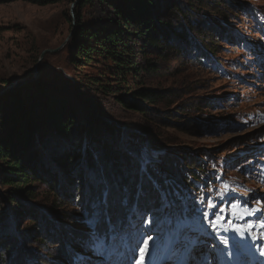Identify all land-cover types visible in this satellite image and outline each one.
Wrapping results in <instances>:
<instances>
[{
    "label": "rangeland",
    "instance_id": "374dc122",
    "mask_svg": "<svg viewBox=\"0 0 264 264\" xmlns=\"http://www.w3.org/2000/svg\"><path fill=\"white\" fill-rule=\"evenodd\" d=\"M78 2L59 0L38 4L17 0L0 3V102L8 92L31 81L60 87L72 85L79 99L75 101L76 105H81L76 107L77 122L93 126L99 120L108 123L117 120L125 126L122 129L130 133L127 138L139 143L137 153L119 159L123 162L120 170L129 182L137 180L136 169L139 168L136 163L139 167L140 163L151 158L149 165L155 169L154 178L161 177L168 185L179 177L183 180L182 176L187 172L184 159L187 156L198 158L207 175L216 180L208 187L198 183L201 194L182 192L184 207L189 204L188 200H195L198 204L199 216L191 221V210L189 214L178 213L179 204L174 202L173 191L167 193L168 185L157 183L156 192L147 189L151 181L148 175L140 186L143 192L146 191V196L134 204L137 216L127 236L113 248L103 241L83 244L78 250L80 259L86 264H136L141 257L143 264H264V255H261L264 251V228L259 226L264 213L258 211V205L264 207V0L196 2L205 11L190 14L187 9L182 19L192 47L186 49L181 45L182 41L179 42V47L175 48L177 54L173 51L163 58L158 74L139 77L130 73L124 74V78L123 75L119 78L113 75V62L106 56L93 52V59L83 64V58L76 57V53L79 44L87 41L94 45L96 42L84 34L82 27L111 29L120 26L134 31V24L125 25L110 0ZM212 11L214 17L210 16ZM217 24L221 25L223 34ZM174 26L181 29L176 23ZM210 41L218 45L214 46ZM199 45L206 46L207 50L213 49L216 57L202 56ZM134 47L136 60L140 62L142 54H147V47L141 41L134 43ZM93 80H100L106 87L93 86L94 91L86 89ZM115 81L117 85H109ZM131 85L153 86L163 92V98L152 104L155 111L150 116L123 108L115 100V94L129 92L125 86ZM70 98L74 96L68 95ZM85 107H90L91 120H86ZM95 129L101 139L111 143V149L121 156L124 148L116 143L114 135L110 136L99 127ZM77 132L74 130L61 143L60 150L75 147L84 151L88 145L87 136L85 132L76 136ZM56 136L51 130L45 135L40 134L43 144L50 142L47 149L43 146V161L48 168L45 171H50L44 173L49 176L59 171L51 158L59 150L61 140ZM142 136L145 138L143 141ZM125 153L129 154L127 150ZM171 160L172 164H169ZM164 164L176 168V175H168ZM108 166L112 167V164L108 163ZM98 175L88 170L85 176L88 183L78 189L77 178L76 185L69 186L58 174L60 179L55 190L46 194L43 193V183H35L36 196L26 204L35 203L41 222L24 211L18 217L11 213L8 219L0 221L1 241L14 238L11 239L14 243L12 253L18 250L20 256L28 254L39 262L40 257L33 255L35 249L41 258L59 253L54 249L57 246L55 237L61 240L63 237L61 226L77 229L82 232L79 236L91 234L96 221L86 217L81 205L87 199L92 200L89 196L94 190L93 183L98 186L95 193L105 186L108 188L109 195H112L110 213H113L119 206L117 188L122 181L117 176L108 183ZM206 179V175L201 176L202 182ZM73 192L77 203L66 201ZM49 195L52 201L57 202L56 206L45 200ZM157 197L162 200L159 210L164 213L168 210L165 206L169 207V203L174 202L177 219L170 223L169 216L165 214L163 223L150 232V212L158 209L154 203ZM39 205L56 214L52 215ZM4 207L1 204L0 210ZM45 215L47 223L43 221ZM249 223L256 225L250 231ZM34 236L40 238L38 242H34ZM111 237L108 235V239ZM145 240L147 251L141 253ZM224 240L227 243H223ZM1 249L4 248L0 247V252ZM3 262L13 264L9 253ZM27 262L23 261V264Z\"/></svg>",
    "mask_w": 264,
    "mask_h": 264
},
{
    "label": "trees",
    "instance_id": "16d2710c",
    "mask_svg": "<svg viewBox=\"0 0 264 264\" xmlns=\"http://www.w3.org/2000/svg\"><path fill=\"white\" fill-rule=\"evenodd\" d=\"M17 0H0V3H7ZM33 3H52L59 0H26ZM89 0H79V3H85ZM108 1V0H103ZM116 7L118 16L124 20L125 25L134 24V31H127V28L116 26L109 29L108 27L98 26L95 29L91 27H82L84 34L90 35L96 41L94 45H90L87 41L79 44L76 57L83 58V64H87L93 59L92 53L96 52L98 56H106L113 62V68L115 77L119 78L120 75L133 73L136 76L141 77L142 74L150 75L156 74L161 67L159 66L163 58H167L173 51L177 54L176 47H179V42L184 48L189 49L192 41L188 40L186 34V26L182 23V19L185 17L186 10L190 14L203 13L204 7L201 6L202 0H110ZM169 2V3H166ZM199 2V3H196ZM215 11V10H214ZM214 11H212L211 17H214ZM181 27H175L174 24ZM79 24V20H77ZM219 32L224 33L220 24H217ZM81 34V33H80ZM177 40V41H176ZM141 41L145 43L147 47L146 56L144 53L141 56V61L136 60V53L134 43ZM132 42L133 44H129ZM195 43V42H193ZM214 46V42L210 41ZM195 43V47H196ZM202 49L197 47L200 54H203L205 58L216 57L214 50H207L206 46L199 45ZM101 49V50H100ZM153 56H149V54ZM212 56V57H211ZM158 74V73H157ZM91 86H87L86 89L94 91V87L104 88L106 84L100 80H93ZM115 81L109 85H117ZM157 87L153 86H125V89L129 92H120V94H113L115 100L123 108L132 109L141 113L142 115L150 116L151 112L155 111L152 104L160 101L161 89L157 90ZM69 91V93H66ZM107 91L111 94V88L108 87ZM76 89L72 85L59 86L47 82L31 81L24 83L23 85L8 92L7 96L0 102V205L3 204V209L0 210V221L8 219L10 216H22V211L27 212L28 215L34 217L33 219L39 220L37 206L35 203L26 204L29 199H33L36 196L35 183L42 182L45 189L43 193L46 194L49 191L55 190L57 182H59L60 174L64 182L76 185V178L79 181L77 188L81 189L88 183L85 180V176L88 174V170H92L94 174H99L98 177L104 181H109L118 176L121 179L120 186L117 188L119 206L116 212L110 213L109 203L112 195H109L108 188L105 186L102 191L95 193V188L98 187L93 183L94 190L90 193L91 201L81 205V210L86 211V217L88 219L95 220V230L91 234L79 236L82 232L77 229L71 228L68 230V226H61L63 231L62 240L57 236L55 237V243H57L54 250H59V253L47 256V258H41L37 250L33 251V255H38L40 261L36 262L32 256L25 254L20 256V252L14 249L13 242L10 237L1 241L0 238V264H4L6 260V254L9 253L13 264H23V261L27 264H86L80 259L79 248L83 244H90L99 241L105 242L110 248L116 247L122 237H126L130 232L134 220L137 216L134 204L141 202L145 192L141 190L143 179L150 175L151 181L147 189L156 192L155 185L162 183L167 186L168 183L162 181L161 177H155V169L153 165H149V161L140 163L139 167L136 163L137 180L131 181L124 178L123 172L120 170L122 160L126 156H131L133 153L139 151V143L127 138L129 132L125 131L122 124L117 120L113 123L105 121H97L92 126H88L85 123L77 122L76 105L75 101H78L76 95ZM68 95H73L74 98L68 99ZM86 109V120L92 118V112L90 107ZM176 113V112H174ZM94 117V116H93ZM98 119V118H96ZM91 120V119H90ZM94 120V119H93ZM117 123V125L115 124ZM95 127L102 128L107 131L109 135L115 137L116 143L124 148L121 156L118 152L112 150L110 145L101 139V135H98ZM134 128L132 126H126ZM48 130V131H47ZM53 131L55 136L60 139L59 149L52 155L53 162L59 167L57 173H53L50 176L46 175L45 169H48L43 161L45 156L44 147L47 149L50 145L43 144L40 134L45 135ZM77 132V135L83 134L88 139V145H85L84 151H78L75 147L66 148L60 150L61 143L67 140L73 134V131ZM77 130V131H76ZM143 132L140 129H137ZM145 133V132H144ZM146 134V133H145ZM143 135V134H142ZM122 138L125 139L124 143ZM143 136L141 141H143ZM91 144V145H90ZM44 146V147H43ZM129 152L126 154L125 151ZM125 157V158H126ZM185 159V168L187 172L182 176L183 180L175 179V181L168 185V192L173 191V195L176 197L174 202L178 204L181 202L178 200V195H182V192L194 191L200 194V187L198 183L208 187L209 183L214 180L212 176H208L206 170L203 168L201 161L192 156H187ZM112 164V167L108 166V163ZM172 164V160L169 161ZM152 166V167H151ZM167 174L176 175V168H171L166 164ZM175 173V174H174ZM208 176L209 179L202 182L201 176ZM123 176V177H122ZM210 180V181H209ZM129 182V183H128ZM107 185V184H106ZM70 186V185H69ZM75 187V186H74ZM171 187V188H169ZM155 190V191H154ZM95 193V194H94ZM102 193V194H101ZM93 194V195H92ZM89 195V194H88ZM168 198H172V196ZM146 196V195H145ZM50 195L45 200L56 206L57 202L52 201ZM67 197V195L65 196ZM107 202L103 200L108 198ZM77 196L75 192L71 193L66 201L76 202ZM82 199V198H81ZM153 199V198H152ZM45 201V202H47ZM82 201V200H81ZM90 202V203H89ZM173 203H169V207L165 206L167 211L165 213L159 210L162 206V200L156 198L154 202L157 206V210H152L150 216L152 218V224L149 226V231H153L159 223H163V215L169 216L170 223L175 222L177 219L176 212H174ZM65 203V202H63ZM62 204V202H61ZM192 205L190 209L199 215L197 207L194 205V201H190ZM45 208L43 206H40ZM46 211L55 215L54 211L49 208H45ZM182 209V208H181ZM179 209V210H181ZM121 210V211H120ZM119 211V212H118ZM12 213V214H11ZM181 213V212H179ZM44 215V213H42ZM47 215L43 217L44 223H47ZM59 217H56L58 219ZM191 219V218H190ZM33 222L30 221V224ZM52 223H50L51 225ZM59 226L60 223L58 222ZM54 227V226H52ZM60 228V227H59ZM173 227L171 226L170 229ZM13 232V230H11ZM33 234V231L30 232ZM27 239L29 234H27ZM108 235H112L108 239ZM16 237V236H15ZM33 237L34 242L38 240ZM93 237L95 239H93ZM115 238V239H114ZM9 241V242H8ZM41 241V240H40ZM39 241V242H40ZM54 241V240H50ZM54 243V242H53ZM63 244L66 246L64 247ZM20 250V248H19ZM2 255H5L2 256ZM21 257L20 259H18ZM23 260V261H22Z\"/></svg>",
    "mask_w": 264,
    "mask_h": 264
},
{
    "label": "snow or ice",
    "instance_id": "6c2138e0",
    "mask_svg": "<svg viewBox=\"0 0 264 264\" xmlns=\"http://www.w3.org/2000/svg\"><path fill=\"white\" fill-rule=\"evenodd\" d=\"M258 211H259V210H258ZM255 226H256L255 224L249 223V225H248V230L250 231V230H251L252 228H254ZM259 226H260L261 228H264V220H261V221H260ZM241 234H243V233H241ZM149 239H151V238H149ZM223 243H227V241L224 240ZM146 251H147V240L144 241V247L141 248V253H144V252H146ZM261 255H264V252H261ZM136 264H143L142 257H141V259L137 260Z\"/></svg>",
    "mask_w": 264,
    "mask_h": 264
},
{
    "label": "water",
    "instance_id": "95a60500",
    "mask_svg": "<svg viewBox=\"0 0 264 264\" xmlns=\"http://www.w3.org/2000/svg\"><path fill=\"white\" fill-rule=\"evenodd\" d=\"M75 3H76V2H74V3L72 4V7H74Z\"/></svg>",
    "mask_w": 264,
    "mask_h": 264
}]
</instances>
